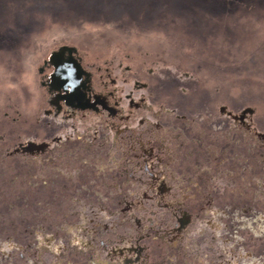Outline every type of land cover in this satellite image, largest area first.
Wrapping results in <instances>:
<instances>
[{"label":"rangeland","instance_id":"1","mask_svg":"<svg viewBox=\"0 0 264 264\" xmlns=\"http://www.w3.org/2000/svg\"><path fill=\"white\" fill-rule=\"evenodd\" d=\"M63 49L114 116L50 103L48 60ZM128 144L160 155L156 181L190 211L185 231H204L194 248L186 237L174 249L167 237L142 239L151 260L186 264L206 240L223 248L208 239L221 209L234 223L263 219L264 0H0V264H25L29 249L19 256L7 243L26 246L44 226L110 224L131 190L142 191L109 173L121 172ZM172 212L156 208L165 229ZM134 230L129 222L103 236L127 245ZM240 235L255 258L245 261L264 263V236ZM234 239L218 264L239 262Z\"/></svg>","mask_w":264,"mask_h":264},{"label":"flooded vegetation","instance_id":"2","mask_svg":"<svg viewBox=\"0 0 264 264\" xmlns=\"http://www.w3.org/2000/svg\"><path fill=\"white\" fill-rule=\"evenodd\" d=\"M48 62L51 67L48 74V81L52 90L50 103L58 105L59 108L60 104H63L73 111H94L105 113L111 117L115 115L116 111L107 99L92 89L89 73L71 51L63 49L60 53H55L50 57ZM132 148V144H128L125 150H121L119 156L117 155L121 159L119 162L121 172L115 173L114 169L110 167L109 173L117 178V182L113 183L114 185H128L132 182L135 187H140L142 191L136 195V191L131 190L133 192H131L130 198L124 199V206L116 214L110 212L112 218L110 224L100 220L99 216H95L94 219L90 218V221L80 225L65 226L62 231L48 230L44 226L40 229L41 231L34 233V239L29 241L26 246L8 242L10 248L19 251V256L23 250L29 249L25 264H164L160 260H151L146 251L147 247L140 243L142 239L151 235H156L158 238L167 237L172 249L179 248L182 243L181 239L184 240L185 237L187 240L183 242L184 246H192L193 248L196 246L195 237L203 236L204 231L200 229L194 230V233L185 231L187 224L191 221L190 211L182 207L179 202L171 203L169 194L172 189L170 185L156 181V167L161 161L160 155L153 149L150 152L145 149L142 151L138 149L139 151L135 152ZM113 158L116 157L113 155ZM148 202L153 205L148 206ZM157 207L169 208L173 211V226L168 227V229L161 226L156 215ZM221 213H223L224 218L219 221V228L217 225H213L215 229L217 228V237L210 233L208 239L218 238L224 243L223 248L221 246L213 247V242L211 244L206 240V249L201 254H195L196 249H193L189 253L190 260L185 258L186 264H195L194 259L197 260L198 264H218L223 255L231 254L230 252L234 251L232 244L228 246L229 241L227 240H231L232 237L236 238L233 245L242 249V254L238 260L239 264H264L260 262L259 258L253 261H245L249 258H255L253 251L243 246V238L240 235V232L247 228L255 237L264 236V224H261L263 228L259 229L262 231L261 233L258 229L256 230L257 234L250 230V227L244 226V222L247 221L250 225L255 223L261 226L260 221L264 223V216L263 219H260V216L254 218V216L236 213L234 215L239 216L234 219V223L231 221L232 213H227L222 209ZM116 215L119 218L115 219ZM129 222L135 230L132 234H128L127 245H118L116 243L118 240H110L103 236L106 233L116 234L119 228L125 227L126 223ZM209 224L212 223H206L210 230L213 226ZM123 233L118 234L119 238L122 236L126 238ZM203 254L204 258L202 257ZM240 260L242 261L240 262ZM12 264L22 263L13 259Z\"/></svg>","mask_w":264,"mask_h":264}]
</instances>
